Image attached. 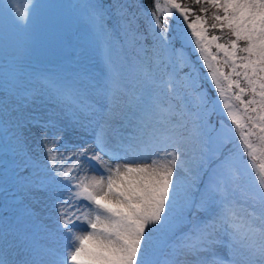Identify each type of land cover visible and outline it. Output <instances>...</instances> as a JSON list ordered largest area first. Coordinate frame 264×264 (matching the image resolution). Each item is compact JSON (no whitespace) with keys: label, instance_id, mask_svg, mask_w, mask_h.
Here are the masks:
<instances>
[{"label":"snow or ice","instance_id":"6c2138e0","mask_svg":"<svg viewBox=\"0 0 264 264\" xmlns=\"http://www.w3.org/2000/svg\"><path fill=\"white\" fill-rule=\"evenodd\" d=\"M82 7L100 78L0 38V264H264V0Z\"/></svg>","mask_w":264,"mask_h":264},{"label":"rangeland","instance_id":"374dc122","mask_svg":"<svg viewBox=\"0 0 264 264\" xmlns=\"http://www.w3.org/2000/svg\"><path fill=\"white\" fill-rule=\"evenodd\" d=\"M189 1L192 2V0ZM70 2L71 0H31V15L27 31L36 38V42L34 51L26 60V67L28 73L37 75L39 80L37 87L43 86V77L41 74L46 76L58 73L52 68L64 66L65 63L63 60L73 54V48L78 44L87 46L86 62L90 71L97 78L103 76V57L97 45L96 37L92 34L83 19L84 8L82 7L76 14L73 23L66 20ZM181 2L185 6L189 5V2H184L183 0ZM16 3L17 0H0V38H7L10 44L23 35V32L17 26L13 13V6ZM20 3L22 5L24 0H20ZM50 5H59L60 7L52 8ZM114 43L118 49V57H127L129 61H135V52L133 49L129 50L124 48L121 50L120 42L114 40ZM189 103L194 105L198 103V100L193 95V97L189 98ZM79 138L73 136V139ZM4 166L11 167V160L0 158V168ZM67 166H71V164ZM84 174L81 173V175ZM94 174L96 173H87V175ZM36 199L34 198V202H36Z\"/></svg>","mask_w":264,"mask_h":264},{"label":"trees","instance_id":"16d2710c","mask_svg":"<svg viewBox=\"0 0 264 264\" xmlns=\"http://www.w3.org/2000/svg\"><path fill=\"white\" fill-rule=\"evenodd\" d=\"M183 1L184 2H189V4L191 3L189 0H183ZM90 2L104 3L107 6V5L111 4L113 2V0H71V2L69 4V8L67 10V15H66L67 19L66 20H68V21H70V22L73 23L76 14L81 10L82 6L85 5V4H88ZM121 2H124V0H121ZM128 2H132V0H128ZM136 2H139V0H136ZM142 23H143V21H142ZM174 24L175 23H173V28H176L177 26L174 25ZM127 49L132 50L131 48H127ZM72 55L73 54H71V56ZM71 56L66 57L63 60L64 63H65L64 66H62L60 68H58V67L55 68L54 67L52 69L54 71H56V72H60L61 69L67 65V63H68L69 59L71 58ZM193 59H194V57H193ZM197 68L199 69V71H198L197 74L198 75H203L205 69L199 68V62H197ZM191 97H193V96H191ZM213 118L215 119V117H213ZM259 163H260L259 160L252 162V169L255 172V176L254 177H251V181L253 183H255L256 179L259 177V171H258V167H257Z\"/></svg>","mask_w":264,"mask_h":264},{"label":"bare ground","instance_id":"6f19581e","mask_svg":"<svg viewBox=\"0 0 264 264\" xmlns=\"http://www.w3.org/2000/svg\"><path fill=\"white\" fill-rule=\"evenodd\" d=\"M107 159V158H106Z\"/></svg>","mask_w":264,"mask_h":264}]
</instances>
